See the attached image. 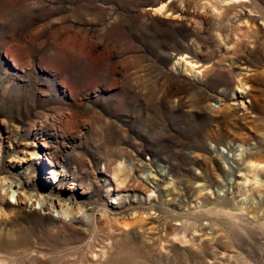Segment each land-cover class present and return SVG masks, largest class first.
<instances>
[{
    "label": "rangeland",
    "instance_id": "374dc122",
    "mask_svg": "<svg viewBox=\"0 0 264 264\" xmlns=\"http://www.w3.org/2000/svg\"><path fill=\"white\" fill-rule=\"evenodd\" d=\"M0 264H264V0H0Z\"/></svg>",
    "mask_w": 264,
    "mask_h": 264
},
{
    "label": "bare ground",
    "instance_id": "6f19581e",
    "mask_svg": "<svg viewBox=\"0 0 264 264\" xmlns=\"http://www.w3.org/2000/svg\"><path fill=\"white\" fill-rule=\"evenodd\" d=\"M237 5L238 6H246V10H248V11H251V8L247 5V4H245L244 2H239V3H237ZM253 19H254V17L252 16L251 17V20L250 19H247V22H255V21H253ZM253 24V23H252ZM249 26V25H248ZM252 27V26H251ZM253 29V28H252ZM257 29H259V28H257ZM12 54V53H11ZM182 55V54H181ZM184 59V57L183 56H180V57H178L177 58V61H179L180 59ZM184 62H185V69L187 70L188 69V67H190V69H192L193 68V62H191L189 59H186V57H185V60H183ZM14 63V62H13ZM193 63V64H192ZM15 64V63H14ZM16 65V64H15ZM193 65V66H192ZM17 66V65H16ZM188 66V67H187ZM194 69V68H193ZM192 69V70H193ZM248 157H249V159L250 158H253V156H254V154L250 151V153H249V155H247ZM253 162L254 161H250V163H251V167H253ZM261 163V162H260ZM263 163V162H262ZM57 207H60L59 209H60V212L62 213V212H64V204H62V203H60V202H58V204H57Z\"/></svg>",
    "mask_w": 264,
    "mask_h": 264
}]
</instances>
